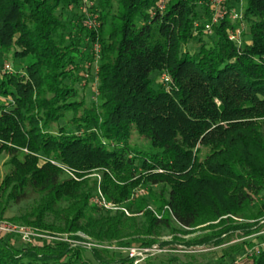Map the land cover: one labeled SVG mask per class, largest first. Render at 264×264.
<instances>
[{
    "label": "trees",
    "instance_id": "obj_1",
    "mask_svg": "<svg viewBox=\"0 0 264 264\" xmlns=\"http://www.w3.org/2000/svg\"><path fill=\"white\" fill-rule=\"evenodd\" d=\"M82 1L0 0V56L15 69L0 77V219L27 203L11 221L67 239L15 247L0 237V264H131L77 233L123 245L217 222L218 233L187 245L218 246L264 231V0H244L233 24L211 23L210 0H90L91 31L73 11ZM93 45L97 101L87 105L75 85ZM138 189L146 195L131 200ZM98 190L141 216L98 207ZM147 198L169 208L161 219ZM248 264H264V249Z\"/></svg>",
    "mask_w": 264,
    "mask_h": 264
},
{
    "label": "rangeland",
    "instance_id": "obj_2",
    "mask_svg": "<svg viewBox=\"0 0 264 264\" xmlns=\"http://www.w3.org/2000/svg\"><path fill=\"white\" fill-rule=\"evenodd\" d=\"M211 0L209 1V12L211 16V21L213 18V14L215 13V10L213 9V4H211ZM223 7L227 11L233 10L235 14H238L243 6H244V0H223ZM77 16H81L83 19V25H87V29L89 31L91 30H97L99 27V21H98V7L97 3L90 1V0H83L81 4L73 10ZM73 11H70L74 13ZM233 13L231 14V16ZM66 15L63 14V18ZM69 14L67 15V17ZM229 17V16H228ZM66 18V17H65ZM230 20L231 24L235 23L234 20L228 18ZM77 24H80L79 22ZM208 31V30H207ZM232 29L228 28L226 30V33L229 34ZM210 31L207 32L206 36L204 37V41L208 47L212 45V39L210 38ZM245 42H248V40H245ZM97 45H93L92 54L89 56L91 58L89 61L90 63H85V67L89 68L86 70V72L83 73V78L81 81L77 82L75 87L77 88L80 95H82L87 103V105H90L91 103H94L97 101L96 96V65H97ZM186 49L189 52H194L197 50L195 43L191 42L186 46ZM1 58L0 56V77H2L4 74H13L14 73V67L12 68L10 66L11 59L8 57ZM28 60H24L22 63L25 65ZM14 69V70H13ZM134 143L140 147L145 148V146L139 142L138 140H135ZM6 160V157L4 154H0V180L1 177L5 173V167L4 162ZM90 178L99 179V175L94 172L93 174L89 175ZM74 180H77L76 177L73 178ZM156 189L155 187L153 188ZM145 190L138 189L136 192L132 194L130 197L131 200H133L134 197H138L141 195H146ZM148 206L146 209H148L150 212L153 213V215L157 219H161V217L166 214V211L169 210L167 206H164L161 210H158V204L153 203L150 198H147ZM110 203V202H109ZM112 207H114L113 210H107L103 207L102 209L109 211L111 213H123L126 217H134V216H141L142 212L131 214L129 210L123 205V204H115L110 203ZM27 203H21L19 205H12L10 209L6 212V214L3 216L2 219H0V223H3L5 227H23L28 230L30 234H33L34 236L30 237L28 241H23L17 234L12 233H5L1 234L0 237L4 238L5 240L9 241L12 245L15 247H27V246H42L46 244H51L54 242H60V241H66V235H51L46 231H41L35 227H31L28 225L16 223L14 221H11L10 219L16 215L21 214L24 212L27 208ZM99 207V206H98ZM144 209V210H146ZM127 213H125V212ZM171 214V213H170ZM233 220L237 222H244L242 220L233 218ZM260 224L264 225V215L262 218L259 219ZM252 222V221H251ZM214 228H212V227ZM176 231H171L169 229H163L160 230L157 233V236L155 238H138L134 244L127 243L123 245H118V243H113L111 245H97L96 242L90 241V239L84 235H81L80 233H77V235L81 236L83 239H86L87 242L81 243L82 245L86 246L87 248L96 247L102 250V252L106 255L108 253L116 252L120 253L121 258L128 257L131 261V264H230L233 262L234 264H248V259L250 256L258 251V249H264V231L254 234L249 237H239L237 233L234 234L231 238L227 239V236H223L224 239H226L225 243L220 244L218 246L215 245H194V246H188L187 242L190 241H197L200 240L202 237H205L207 235L214 234L213 232L220 231V226H218L217 222L212 223H205L193 228H184L181 227V231L176 226ZM142 239H145L146 241H153L151 245L146 246H140V241ZM243 242L248 243L249 242V248L246 250V248H242L239 252H236L232 254L231 256L225 255V249L236 245L241 244ZM69 244L76 245L77 243L74 241H68ZM247 246V245H246ZM86 257L90 258V255L88 253L85 254Z\"/></svg>",
    "mask_w": 264,
    "mask_h": 264
},
{
    "label": "built area",
    "instance_id": "obj_3",
    "mask_svg": "<svg viewBox=\"0 0 264 264\" xmlns=\"http://www.w3.org/2000/svg\"><path fill=\"white\" fill-rule=\"evenodd\" d=\"M211 4H213V9L215 10V13L213 14V18L211 23H216L219 21L220 18H224L229 16L228 18L234 20L233 22L236 23V21H239L242 16V11H240L238 14H235L233 10L227 11L223 6V0H211ZM159 9L164 8V0L161 1V3L158 6ZM233 15L231 16V14ZM205 29L209 30L210 25L207 24L205 25ZM240 36V30L235 29L234 31L229 32L228 37L231 41H234L236 43H240L239 40ZM72 178H74V175L72 173H68ZM94 202L99 206L103 207L107 210H113L114 207L105 200L103 195L100 193L98 190L97 195L94 197ZM125 212V211H124ZM126 213V212H125ZM127 214V213H126ZM0 233L5 234V233H14L17 234L23 241H28L30 237L34 236L33 234H30L26 228L23 227H5L3 223H0Z\"/></svg>",
    "mask_w": 264,
    "mask_h": 264
}]
</instances>
